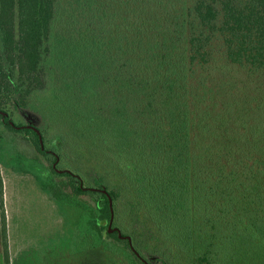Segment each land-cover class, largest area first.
I'll list each match as a JSON object with an SVG mask.
<instances>
[{
    "label": "trees",
    "instance_id": "trees-1",
    "mask_svg": "<svg viewBox=\"0 0 264 264\" xmlns=\"http://www.w3.org/2000/svg\"><path fill=\"white\" fill-rule=\"evenodd\" d=\"M217 52L264 74V0H0V159L20 132L52 161L24 153L15 168L69 208L76 264L90 250L111 264H254L253 247L264 261V129L221 130L234 102L199 74ZM49 128L53 150L37 131ZM2 196L0 177L6 246ZM110 197L139 255L108 231Z\"/></svg>",
    "mask_w": 264,
    "mask_h": 264
},
{
    "label": "rangeland",
    "instance_id": "rangeland-1",
    "mask_svg": "<svg viewBox=\"0 0 264 264\" xmlns=\"http://www.w3.org/2000/svg\"><path fill=\"white\" fill-rule=\"evenodd\" d=\"M122 16L121 11L120 17ZM120 17L116 18V24H120ZM199 74L208 76L213 85L219 87L222 100L230 98L234 102V110L228 109L226 114L230 117L228 128L224 127L222 131L233 128L231 122L235 121L241 124V130H250L257 126L264 129V74L261 70L249 65L229 63L220 52H217L216 59L210 68ZM207 84L209 85L210 82ZM63 87L61 84L53 85L50 89L46 98L52 106H58L57 89L62 91ZM11 115L16 123L26 124L28 121L30 124H35V119L31 121L30 118L23 117L18 112H13ZM56 115L60 120L65 118L63 112ZM46 123L48 127L51 124L49 121ZM68 128L69 124L63 130ZM6 135L16 144L14 149L11 147V150L7 151L9 155L0 159V177L3 180L2 198L8 230V245L4 246L3 242L0 243V264H76L75 258L69 254L67 248L63 247L70 240L72 233V222L67 212L69 208L62 209L41 188L34 176L15 168L25 167L27 160L23 158L24 153L29 157H37L41 164L49 168L52 161L41 154L23 133L8 132ZM52 137L50 128L45 137L42 136L44 147H48L49 150L55 149L50 142ZM69 139L70 136L67 135V140ZM82 159L83 163H86V156ZM63 168L71 170L72 166L63 159L58 163V170ZM77 173L85 177L80 170ZM59 180L65 181L67 177H59ZM82 197L88 196L82 195ZM113 224L123 231L126 223L122 221L121 224ZM250 250L248 254L256 259L254 264H264L263 259H258L262 258L258 254L259 248L253 247ZM81 255L82 260L86 261L82 264H111L112 261V258H108L109 261L106 258H100L97 252L91 250ZM186 260L181 262L184 264Z\"/></svg>",
    "mask_w": 264,
    "mask_h": 264
},
{
    "label": "water",
    "instance_id": "water-1",
    "mask_svg": "<svg viewBox=\"0 0 264 264\" xmlns=\"http://www.w3.org/2000/svg\"><path fill=\"white\" fill-rule=\"evenodd\" d=\"M37 131L39 132L40 134V141H41V146H42V149H44V141H43V138H42V135L39 131V129H37ZM104 192H107V190L105 188L102 189ZM110 205H111V209H112V215H111V220L109 222V227H108V231L109 232H112L113 230H117L119 232V236L120 237H127L130 241V245L132 247V249L137 253V255H139V252L134 248L133 246V243H132V240H131V236H127V235H123L121 233V230L117 227V226H112L113 224V219H114V211H113V204H112V198L110 197Z\"/></svg>",
    "mask_w": 264,
    "mask_h": 264
}]
</instances>
